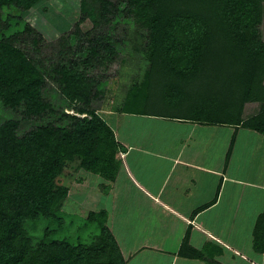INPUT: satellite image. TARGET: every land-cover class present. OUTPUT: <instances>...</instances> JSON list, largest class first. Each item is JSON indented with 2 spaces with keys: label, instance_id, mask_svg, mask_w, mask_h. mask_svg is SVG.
<instances>
[{
  "label": "trees",
  "instance_id": "1",
  "mask_svg": "<svg viewBox=\"0 0 264 264\" xmlns=\"http://www.w3.org/2000/svg\"><path fill=\"white\" fill-rule=\"evenodd\" d=\"M43 1L0 0V11L6 13L5 18L0 14V106L20 114V119L0 124V264H126L108 227L107 212H91L84 219L67 204L65 217L60 207L68 190L56 185L64 167L71 163L108 182L118 173L116 153L121 147L99 109L93 108V100L103 93L100 77L93 70L117 57L112 45L117 39L107 33L69 34L61 42L65 58L58 62L40 58L39 49L45 42L25 15ZM93 1L102 20L95 21L94 28L113 22L121 11L144 38L152 67L186 78L211 61L210 57L236 62L234 68L243 74L238 89L246 103L258 104L257 113L237 121L193 119L241 124L264 135V0ZM13 7L25 14L16 15ZM24 35L30 41L19 44ZM48 84L56 87L66 109H76L84 117L57 111L45 98ZM138 87L132 86L128 96ZM128 96L120 109L145 114L128 109ZM55 114L60 115L55 121L21 131L23 123ZM38 222L46 228L36 238L29 230ZM66 223L79 224L77 233L86 229L96 232L83 242L78 234L74 242L66 237ZM257 230L263 233L256 239L259 250L261 245L264 248V215Z\"/></svg>",
  "mask_w": 264,
  "mask_h": 264
},
{
  "label": "crops",
  "instance_id": "2",
  "mask_svg": "<svg viewBox=\"0 0 264 264\" xmlns=\"http://www.w3.org/2000/svg\"><path fill=\"white\" fill-rule=\"evenodd\" d=\"M98 111L121 147L118 173L108 182L71 164L66 203L76 212L79 194L92 207V190L108 200L98 211L107 212L126 264H264L263 245H255L263 236V134L241 124ZM77 181L80 191L70 184Z\"/></svg>",
  "mask_w": 264,
  "mask_h": 264
},
{
  "label": "rangeland",
  "instance_id": "3",
  "mask_svg": "<svg viewBox=\"0 0 264 264\" xmlns=\"http://www.w3.org/2000/svg\"><path fill=\"white\" fill-rule=\"evenodd\" d=\"M48 1L44 0L43 5L37 6L31 12H26L28 14L25 15L27 22L45 42L44 47L39 49L38 56L40 58L50 61L56 60V62L61 61L62 57L65 58L62 56L61 42H65L64 40L69 34L77 33L82 37L88 32H95V35L107 33L117 39V42L112 43L113 48L117 50V57L105 67L100 66L93 70V74L100 77L101 85L99 88L103 91L97 100H93L94 109H122L129 89L136 85L139 87L133 89L128 96V109L134 108L136 111L145 113L181 118L237 121L248 113L258 111V104H248L244 101V94L242 95L239 91L242 89H238L241 84L239 80L243 74L239 73V69L234 68L236 62L235 64L230 62L231 59L218 56L210 57L208 60L211 61L202 63L194 74L182 78L174 72H166L157 66L152 67L151 54L145 53L144 38L131 20L121 15V11L113 22L94 28L95 21L101 23L102 20L99 18V7L93 0H53L50 4ZM120 8L123 10L124 5L122 4ZM10 9L8 10L9 13H11ZM13 11L16 15L25 12L19 8H14ZM0 14L3 18L6 17L3 10L0 11ZM262 34L264 38V22ZM19 41V44L26 43L30 41V38L24 35ZM72 42L75 43V40ZM27 47L33 48L31 45ZM49 65L50 63L47 64V66ZM242 69L247 68L243 67ZM44 95L52 105H55L57 111L84 117L78 114L76 109H66L67 104L61 99L55 86L48 84L44 90ZM59 116L55 114V116H48L42 120L25 122L22 124L21 131L25 132L37 124L55 121ZM9 119H20V114L0 106V124ZM71 164L69 168L65 166L61 176L56 179L57 186L67 189L66 181L71 179L68 175L73 174ZM78 175L83 176L82 181L87 176L85 173ZM70 184L77 189L80 186L78 181L76 183L70 182ZM78 190L80 191V189ZM82 194L86 196V190ZM95 196V191L92 190L90 193V197H93L90 199L91 204L98 200L96 201L97 204L92 205V207L78 199L79 194L73 197L78 202L76 210L78 217L86 219L88 216L86 209L93 208L97 213L99 208H107L108 200L95 199ZM67 204L65 200L60 207V211L64 215ZM45 228V223L38 222L30 228L29 234L33 237L36 236V238L40 237ZM77 228H79V224L69 226L66 223V229H68L66 237L74 242L78 234L82 237L81 241L83 242L88 241V237L96 232V230L92 231L93 229H86L77 233Z\"/></svg>",
  "mask_w": 264,
  "mask_h": 264
}]
</instances>
